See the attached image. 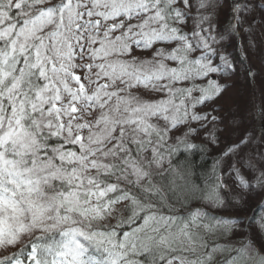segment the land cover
<instances>
[{
	"label": "snow or ice",
	"instance_id": "6c2138e0",
	"mask_svg": "<svg viewBox=\"0 0 264 264\" xmlns=\"http://www.w3.org/2000/svg\"><path fill=\"white\" fill-rule=\"evenodd\" d=\"M258 50L264 0H0V264H264Z\"/></svg>",
	"mask_w": 264,
	"mask_h": 264
},
{
	"label": "rangeland",
	"instance_id": "374dc122",
	"mask_svg": "<svg viewBox=\"0 0 264 264\" xmlns=\"http://www.w3.org/2000/svg\"><path fill=\"white\" fill-rule=\"evenodd\" d=\"M248 61L251 64L254 71L259 70L262 67H264V50H258L255 52V54H249ZM262 75H264V73H262ZM231 82L235 83V87L229 89V91L226 93V95L222 99L216 101V104L221 105L225 111L229 109L230 107H232L233 105L239 104L241 106V109L243 110L244 108L247 107L248 102L251 98L253 86L248 83V81L244 78L242 74L237 77H232ZM255 85L259 87L258 90L261 92L260 98L264 100V84L261 83V80L259 77H257ZM211 106L212 105H209V108ZM206 110L207 109H202V108L197 109V111H201V112L206 111ZM253 124L257 128L261 126L258 121L253 122ZM248 126H253V125H247V124L245 125V127H248ZM195 142L201 143L202 141H200L199 137H197ZM212 153L215 154V152H212ZM259 202H260V198L256 196L255 194H253V196L249 199L247 211L240 213V215L250 217V214H252V212L254 215L259 213V209L256 208V205ZM196 206H197V202H194V204L190 208H194ZM204 206L207 207V205H204ZM255 210L257 213L255 212ZM219 214H222V215L224 214L225 217L229 215V213H226V212H220ZM233 215H235V213H233ZM21 246H23V244L17 245L15 248H8L6 251L0 250V257L8 255L10 254V252L11 253L15 252L16 249L20 248Z\"/></svg>",
	"mask_w": 264,
	"mask_h": 264
},
{
	"label": "trees",
	"instance_id": "16d2710c",
	"mask_svg": "<svg viewBox=\"0 0 264 264\" xmlns=\"http://www.w3.org/2000/svg\"><path fill=\"white\" fill-rule=\"evenodd\" d=\"M235 46V42L233 41L228 45L229 51L233 53V55H236L237 53L233 51V48ZM256 86V85H255ZM257 90L259 89L258 86H256ZM214 153H207L205 152L204 154H201L200 151H195L194 153L189 155V159H193L196 162V175L193 177V180L198 183L203 185L205 179H206V172L211 168L212 166V160L214 158ZM183 159V157H180ZM194 202L190 203L187 208L192 207ZM186 214V213H185ZM127 230V229H125Z\"/></svg>",
	"mask_w": 264,
	"mask_h": 264
}]
</instances>
